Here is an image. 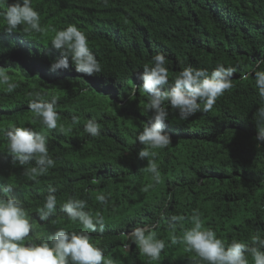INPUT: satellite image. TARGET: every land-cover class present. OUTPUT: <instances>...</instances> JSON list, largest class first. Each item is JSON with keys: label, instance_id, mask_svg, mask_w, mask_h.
<instances>
[{"label": "trees", "instance_id": "1", "mask_svg": "<svg viewBox=\"0 0 264 264\" xmlns=\"http://www.w3.org/2000/svg\"><path fill=\"white\" fill-rule=\"evenodd\" d=\"M37 2L53 15L83 24L87 31L93 19L110 14L115 18L103 24L93 38L99 44L98 61L102 66L100 73L91 75L94 85L86 74L74 73L54 79L55 87L45 86L46 91L58 97L57 130L61 125L72 129L63 136L69 162L63 166L64 162L55 157V166L47 174L25 183L24 186L34 183L30 210L38 207L49 185L56 188L59 199L82 194L87 186L105 185L115 195V206L108 215L120 241L125 239L122 231L139 225L152 226L158 236L170 239L173 233L167 226L168 219L194 211L200 213L205 228L213 229L224 241L231 237L264 236V158L256 160L264 152L253 142L245 145L258 132L254 114L264 106L255 81V72L264 71V0ZM3 5L6 7V3ZM2 11L0 48L10 40ZM158 52L167 57L169 83L188 66L206 68L209 74L219 64L235 66L237 71L232 78L233 88L217 99L210 112L201 110L176 123L169 120L171 143L157 156L162 157L158 165L161 182L150 183V194L144 191L148 186L145 185L125 205L120 201L117 182L106 180L105 176L133 163L117 154L134 153L138 134L151 121L153 112L146 106L150 96H145L146 107L135 115L127 110L132 98L123 104L118 101L129 88L123 85V79L135 77L131 72L139 71L137 68L144 64L153 66V56ZM49 56L43 58L47 60ZM19 78L17 73L11 77L12 81ZM129 80L133 82L132 78ZM6 87L0 84L1 90L6 91ZM17 94L16 89L6 92V101ZM200 103L203 109V102ZM10 104L4 103L2 108L7 109ZM165 107L172 116L170 103L165 102ZM2 113L1 121L6 124L11 116ZM73 115L80 117L78 124L72 123ZM89 119L101 125L98 136L85 132ZM127 148L126 152L117 153ZM138 162L143 164L146 160L139 158ZM52 222L56 224L58 218L53 216ZM186 226L184 218L175 235H180L179 230ZM36 230L44 236L49 228L36 225ZM112 238L113 234L105 237ZM139 251L132 247L121 258L125 264H134L140 260ZM149 263L188 264L187 253L182 244H167L164 259Z\"/></svg>", "mask_w": 264, "mask_h": 264}, {"label": "clouds", "instance_id": "2", "mask_svg": "<svg viewBox=\"0 0 264 264\" xmlns=\"http://www.w3.org/2000/svg\"><path fill=\"white\" fill-rule=\"evenodd\" d=\"M0 10L10 36L0 48V84L7 86L6 91L0 89V264H125L121 256L132 247L140 250V260L134 264H151L164 259L167 244H182L188 264H264V236L231 237L224 241L213 229L205 228L198 211L168 219L167 226L173 233L171 240L158 236L152 226L139 225L122 231L125 239L120 241L108 215L115 206V195L105 185L87 186L81 190L82 194L64 199H59L56 188L49 185L38 207L30 210L34 183L24 186L25 183L47 174L55 166V157L64 162L63 166L69 162L63 136L72 129L61 125L60 131L57 130L58 97L46 91L45 86L55 87L54 79L74 73L86 74L94 85L91 75L100 73L102 66L98 61L99 44L93 38L115 16L89 21L91 29L87 31L83 24L45 11L37 0H0ZM48 54V59H44ZM166 60L158 52L153 56V66L144 64L137 68L139 71L131 72L135 77L123 79V85L129 88L119 104L132 98L127 110L135 115L146 105L145 96H150L146 106L153 112L151 121L138 134L134 153L117 154L133 163L105 176L106 180L117 182L120 201L125 205L145 185L148 186L144 191H148L153 180L156 184L161 182L158 165L162 157L157 156L171 143L169 120L176 123L201 110L210 112L217 99L233 88L235 66L219 64L210 74L206 68L188 66L169 83ZM15 73L20 78L12 81ZM255 81L258 94L264 99V71L255 72ZM15 89L18 94L6 101V92ZM165 102L170 103L172 116ZM4 103L11 106L3 109ZM2 112L11 116L6 124L1 121ZM71 119L78 124L80 117L73 115ZM254 119L258 132L245 145L253 142L264 152V106L257 109ZM84 130L98 136L101 125L89 119ZM139 158L146 162L140 164ZM263 158L264 153L262 157L256 156V160ZM53 216L58 218L56 224L52 222ZM184 218L187 226L176 236L177 225ZM36 225L48 226L49 231L42 236ZM110 234L114 238L106 240Z\"/></svg>", "mask_w": 264, "mask_h": 264}, {"label": "rangeland", "instance_id": "3", "mask_svg": "<svg viewBox=\"0 0 264 264\" xmlns=\"http://www.w3.org/2000/svg\"><path fill=\"white\" fill-rule=\"evenodd\" d=\"M146 193H148V194H150V191L148 190V191H145Z\"/></svg>", "mask_w": 264, "mask_h": 264}]
</instances>
